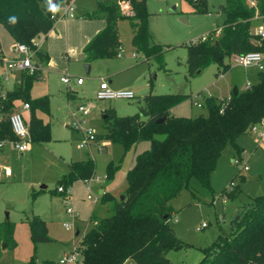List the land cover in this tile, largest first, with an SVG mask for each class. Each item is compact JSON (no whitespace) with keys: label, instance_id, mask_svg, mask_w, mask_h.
I'll list each match as a JSON object with an SVG mask.
<instances>
[{"label":"trees","instance_id":"trees-1","mask_svg":"<svg viewBox=\"0 0 264 264\" xmlns=\"http://www.w3.org/2000/svg\"><path fill=\"white\" fill-rule=\"evenodd\" d=\"M66 0H54L58 5ZM131 13L121 12L116 0H97L96 8L83 16L103 18L105 24L83 45L84 61L105 59L116 54L120 43L117 25L127 19L131 27L130 43L144 59L154 58L163 68V53L170 48L153 40L148 28L145 0H128ZM225 0L219 8L224 20L218 33L210 38L185 44L187 73L193 74L214 62L220 69L223 56L231 52L258 50L264 52V37L250 30L255 11L264 12V0ZM55 15L49 11L47 0H0V24L14 41L31 43L46 33ZM16 16L17 23H9ZM0 44V61L3 59ZM36 57L44 62L45 49L39 47ZM218 73V72H217ZM39 73L21 71L18 82L6 89L0 98L3 113L16 107V101L28 103L26 123L30 140L49 138V122L38 113L49 115L46 94L31 97L29 88ZM73 88L66 87L65 95L71 98ZM186 98L182 92L149 93L142 105L132 114L116 115L112 108L104 110L103 132L98 138L118 142L123 151L147 140L148 146L136 153L133 164L126 170V186L122 197L108 191L100 194L101 201L111 202L108 215L95 219L79 236L80 264H124L132 259L135 264H166L167 252L189 246L178 238L168 223L171 216L169 200L188 186L191 176L209 186V173L227 142L238 154L236 138L245 133L250 123L264 116V69L255 71L252 81L244 88L231 91L227 98L216 100L204 95L206 113L194 116L174 115L170 108ZM38 112V113H37ZM161 119L160 121H157ZM12 137L8 121L0 120V138ZM118 163L107 161L104 178L110 179ZM94 161L86 156L67 163V170L57 182L66 188L73 180L90 176ZM225 188L221 189V192ZM236 185L227 192L233 196ZM32 242L48 240L45 221L37 214L27 220ZM12 224L0 222V242L12 245ZM78 232L75 233V235ZM201 257L196 264H264V194L251 197L229 218L228 229L219 231L215 238L200 248ZM43 264H54L43 259Z\"/></svg>","mask_w":264,"mask_h":264},{"label":"rangeland","instance_id":"rangeland-1","mask_svg":"<svg viewBox=\"0 0 264 264\" xmlns=\"http://www.w3.org/2000/svg\"><path fill=\"white\" fill-rule=\"evenodd\" d=\"M71 1L75 5H86L90 10L96 8L95 0ZM224 2L225 0H145L153 40L170 46L163 53L166 69L152 57L144 59L133 48L130 43V24L127 19H122L118 25L122 45L119 55L93 60L88 72H84L82 62L69 63L68 71L80 76L83 79L81 83H76L73 79L66 85L57 81L55 75H52L53 80L49 82L48 88L43 80L31 83V97L55 91L51 96L50 114L37 112L49 122V138L45 141H31L29 150L21 154L5 149L0 156V161L11 169L9 175H4L0 170V222H11L13 241L12 245L0 242V264H43V259H51L57 264L60 255L69 250L72 241L77 240L91 224V212L94 219L110 213V201H101L99 194L98 199L93 200L97 197V190L90 189L88 193L91 197H85L87 191L83 178L67 185L68 192L56 190L57 180L67 170L69 161L91 157L94 161L93 175H98L99 179H92L90 182L99 184L104 190L111 189L115 197L124 191V171L133 149L123 151L120 143L105 138H101L104 144L100 149H96L94 145L78 147L80 138L68 125L71 112L77 104H90L87 123L96 133H100L104 130L102 115L105 108H112L116 115L132 114L149 93L186 94L184 100L172 107L171 113L194 116L206 113L202 100L204 95L223 100L228 97L233 85L237 89L244 88V82L247 77L250 78L249 72L254 70L232 66L228 56H223L222 69L211 62L190 75L186 70L185 44L201 35H205L206 39L216 35V28L224 20V13L219 8ZM171 5H174V9H171ZM258 24L259 20L253 19L249 27L254 30ZM2 32L5 30L0 24V33ZM221 72L223 73L220 74ZM100 76L110 80L107 82L113 88L131 89L133 96L97 99L95 89ZM6 86H11V81L7 80ZM71 86L76 90H73L71 98H65L66 87L72 88ZM194 93L199 94V98H196L198 105L192 103ZM21 102L19 100L18 104ZM251 136L246 134L236 138L237 144H242L246 150L239 158L240 163L247 166L246 169H238L237 164L232 161L238 156L233 145L227 142L217 157L216 169L209 174V186L202 185L196 177L191 176L188 186L169 200L172 212L168 223L176 236L189 246L169 250L166 264H196L201 257L200 248L213 240L219 231L228 229L229 218L238 208L251 197L264 194V151L257 147L253 152ZM109 160L113 163L118 161L119 166L110 179H102L105 164ZM241 175L243 176L240 177ZM229 181L237 186L238 192L221 198V189L227 187ZM40 184L44 186L39 187ZM67 205L72 207L75 215L66 212ZM32 214L44 219L48 240L31 241L27 220ZM63 221H69L70 227L65 228ZM201 222L204 226L200 225ZM76 228L79 232L75 235ZM126 264L134 262L127 259Z\"/></svg>","mask_w":264,"mask_h":264},{"label":"built area","instance_id":"built-area-1","mask_svg":"<svg viewBox=\"0 0 264 264\" xmlns=\"http://www.w3.org/2000/svg\"><path fill=\"white\" fill-rule=\"evenodd\" d=\"M197 1V0H193ZM119 9L121 12L129 14L131 13L130 3L128 0H116ZM250 5H253V0H248ZM60 11L56 12L53 16L50 15V18H62V17H72L74 15V5L71 0L63 1L59 4ZM252 19H258L259 24L252 31L253 33L259 35L260 37H264V12L259 13L257 11L254 12ZM219 28H216V34L218 33ZM205 39V35H201L199 38L192 40V42L196 40ZM40 46L38 45L37 40L34 38L31 43L26 44L19 41H14L12 44V52L13 54L6 59H2L4 62L3 69L0 71V98H4L6 89L3 88V84L10 78L11 74L14 72L25 71L29 74L32 73H40L42 70V61H39L36 57V50ZM116 55L120 54V46L117 48ZM263 52L258 50H251L245 52H231L228 55V60L233 66H241V67H250L253 66L257 70L263 69L262 63ZM76 83H81L83 79L80 76H74L66 71H62L59 75V80L66 85L69 84L71 80ZM18 78H16V82ZM249 82H246L244 86H247ZM198 93L193 94V104H197V99L199 98ZM133 96V91L128 88H113L111 87L107 80L103 77L99 78L95 89V97L97 99H108V98H129ZM90 104L87 102L79 103L75 106L74 110L71 112V116L68 121V125L71 129H73L77 134L80 140L77 142L78 147H85L87 145H94L97 147L96 149H100L103 146V142L101 138L97 137L96 132L93 127L89 126L87 123V114L89 110ZM23 111H28V103L26 101H22L20 104H16L10 112L3 113L2 105L0 104V120L3 116L8 121L10 130L12 132V137H1L0 138V150L4 147L12 149L16 152H22L28 150L30 148V135L28 132V125L26 123V116ZM247 132L252 133L256 138L261 139L264 137V116L259 118L257 121L252 122L247 127ZM233 162L237 164L238 169H246L247 166L245 164L240 163L239 157L233 158ZM0 170H2L4 175H9L11 173V169L9 166L0 161ZM105 174H103L104 178ZM98 175L91 174L88 177L83 178L86 187L85 197L90 198V181L92 179H97ZM233 182L229 181L227 187H225V191L220 193L221 198L226 196L227 192L233 188ZM57 191H65L68 192L67 188H63L62 185L56 186ZM96 198L94 197L93 200ZM66 212L70 215H75L74 210L70 205L66 206ZM62 225L65 228L70 227L69 221H63ZM201 226H204V223H200ZM79 239V237H78ZM73 240L71 243V247L69 250L64 251L57 260V264H80L81 263V253L79 250V241Z\"/></svg>","mask_w":264,"mask_h":264},{"label":"crops","instance_id":"crops-1","mask_svg":"<svg viewBox=\"0 0 264 264\" xmlns=\"http://www.w3.org/2000/svg\"><path fill=\"white\" fill-rule=\"evenodd\" d=\"M96 1L97 0H95V2ZM73 5H74V15L72 17L55 18L52 22L51 27L46 31V33L42 36H39L38 38H35L38 42V45L41 48L45 49V51L47 53V59L42 63L43 67L39 73V76L37 78H35L33 81L43 80L45 82L46 88H48L49 82H52V80H53L52 75L57 76V78H56L57 81H60L59 75L62 71H66V72L70 73L68 71L69 63H73L76 61L82 62V63L85 62L83 59L84 53L82 51L83 45L87 42V40L98 29L103 27V25L105 24V21L103 18H100V17L89 18V17L83 16L82 13H84L85 11H91L90 10L91 8L88 9V7L86 5H82V4H76L75 5L74 3H73ZM171 6H173V9H174V5H171ZM148 17H149V13H148ZM120 21L121 20H119V22ZM119 22H118V25H119ZM147 24H149L148 18H147ZM118 25H117V29H118ZM148 28H149V26H148ZM149 30H150V28H149ZM251 31H253V30H251ZM150 32H151V30H150ZM151 34H152V32H151ZM118 36H119V32H118ZM152 37H153V35H152ZM119 39H120V37H119ZM0 44H1V49H2L3 55H4L3 59H6L13 54V52H12L13 39L7 33L6 30H5V32L0 33ZM119 45H120V52H121V49H122L121 40H120ZM88 63H89V70H90L92 61H90ZM262 63H263V69H264V52H263V57H262ZM3 66H4V62L0 61V71L3 69ZM236 67H241V66H236ZM241 68L242 69L249 68L250 70L251 69L254 70L253 72H251V71L249 72L250 78L247 77V80L244 82V84L246 82H250L255 71H257V69L253 66L241 67ZM223 72H221L220 74H222ZM19 73L20 72H14L13 74H11L10 78L8 79L9 81H11V86H9V87L6 86V82H5L3 84V88L10 89L15 83H17L18 81L16 82V78H18ZM70 74L74 75L72 73H70ZM245 75H246V73H245ZM74 76H78V75H74ZM100 77H98V79ZM107 81L109 82L110 80H107ZM244 84H243V86H244ZM72 88L75 89L74 87H72ZM51 92H52V90H51ZM53 92H55V91H53ZM53 92L52 93H46V95L48 96L49 108H51L50 107V101H51V96H52ZM61 95H62V92H61ZM64 96L66 98L65 93H64ZM55 97H58V95L55 94ZM18 103H19V100L16 101V104H18ZM172 107L170 108V112L173 111ZM23 113L25 116L28 115V111L27 112L23 111ZM172 114H174V113H172ZM183 114H185V113H183ZM246 134H248L250 136L252 135V133L247 132V131L241 135H246ZM77 137H78V134H77ZM251 137H252L251 141L253 142V145H254L253 152L256 151L257 147H260L262 149V151H264V137L261 139L256 138L254 135H252ZM147 146H148L147 140H141L135 144V146L133 148L132 155H131V159H130V161H129V163H128L125 171H124V175H125L126 170L133 164L135 154L140 152L142 149L146 148ZM239 147H240V151L238 152V154L236 153V156H238L240 158L246 152V150L242 146V144L239 145ZM5 149L12 151V149L4 147L2 150H0V156L2 153H4ZM28 150H25V151H28ZM22 152H24V151H22ZM22 152H18V153L21 154ZM257 154L255 156H257ZM109 161L112 162V160H109ZM116 163H118V166H119V162L117 161ZM214 169H216V162H215L214 167L210 170V172H212ZM242 176L243 175H241L240 177H242ZM102 179H105V178H102ZM89 186H90V189H94L95 191L97 190L96 196L99 194V198H100V194L103 191H108L112 195H114V193H112L111 189H110V191L104 190V189H102V187L99 184L95 185V184H92L90 182ZM95 198L98 199V196ZM92 209H93V207H92ZM90 220H92L91 223L95 220L93 218V212H91V214H90ZM76 232H79L78 228H76L74 234ZM168 260H169V258H168ZM126 261H127V259L124 261V264H126Z\"/></svg>","mask_w":264,"mask_h":264},{"label":"clouds","instance_id":"clouds-1","mask_svg":"<svg viewBox=\"0 0 264 264\" xmlns=\"http://www.w3.org/2000/svg\"><path fill=\"white\" fill-rule=\"evenodd\" d=\"M47 3H48L49 11H51L53 14H55L58 11H60L59 6L58 5H54L52 3V0H47ZM9 23H11L13 25L16 24L17 23V17L16 16L9 17Z\"/></svg>","mask_w":264,"mask_h":264},{"label":"water","instance_id":"water-1","mask_svg":"<svg viewBox=\"0 0 264 264\" xmlns=\"http://www.w3.org/2000/svg\"><path fill=\"white\" fill-rule=\"evenodd\" d=\"M52 2H54V0H52ZM171 9H173V6H171ZM82 67H83L84 72H88L89 71V63L88 62H83L82 63ZM198 71H199V69L196 70V72H198ZM236 91H237V87L235 85H233V87L231 89V93L235 94ZM102 116H104V114ZM160 120L161 119H158L157 121H160ZM43 186H44V184H40L39 185V187H43ZM121 197H122V195L120 194L119 198H121ZM2 246H4V244H2Z\"/></svg>","mask_w":264,"mask_h":264}]
</instances>
